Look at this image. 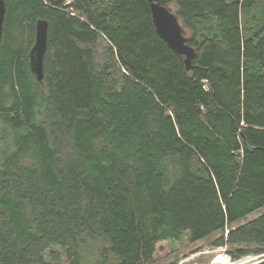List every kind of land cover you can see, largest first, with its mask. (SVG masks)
I'll list each match as a JSON object with an SVG mask.
<instances>
[{
  "label": "trees",
  "instance_id": "16d2710c",
  "mask_svg": "<svg viewBox=\"0 0 264 264\" xmlns=\"http://www.w3.org/2000/svg\"><path fill=\"white\" fill-rule=\"evenodd\" d=\"M5 1L0 264H85L87 238L96 264H153L186 233L235 261L264 255V215L235 226L264 207V27L243 22L264 0H160L190 71L148 0Z\"/></svg>",
  "mask_w": 264,
  "mask_h": 264
},
{
  "label": "rangeland",
  "instance_id": "374dc122",
  "mask_svg": "<svg viewBox=\"0 0 264 264\" xmlns=\"http://www.w3.org/2000/svg\"><path fill=\"white\" fill-rule=\"evenodd\" d=\"M173 11L175 7H170ZM249 18H254L259 21L254 25V28L264 27V1L257 2V4L250 8L247 13L243 14V22L249 20ZM186 32V31H185ZM187 33V32H186ZM1 130V125H0ZM264 215V207L250 214L248 217L244 218L235 226L243 225L247 222L255 220L256 218ZM188 233L184 234L180 241H166L158 245L153 264H167L172 260L178 258L180 264H224L223 261H217L219 257H228L231 264H241L246 263L245 260L255 256L244 257L240 260H233L228 250L226 248H212L210 247V239L201 240L196 243H191L188 240ZM97 244H94L90 238L86 239V243L83 246V255L85 259V264H96L100 259L101 248H96ZM217 261V262H216ZM260 259L251 260L253 262H258ZM67 264V263H66Z\"/></svg>",
  "mask_w": 264,
  "mask_h": 264
},
{
  "label": "water",
  "instance_id": "95a60500",
  "mask_svg": "<svg viewBox=\"0 0 264 264\" xmlns=\"http://www.w3.org/2000/svg\"><path fill=\"white\" fill-rule=\"evenodd\" d=\"M148 1L151 6L153 23L157 34L171 50L185 57L186 68L190 71L192 69V60L195 57V49L188 45L184 28L177 14L172 9L162 5L160 0ZM6 12V1L0 0V41L4 33ZM48 34V21L39 20L36 26L35 43L30 51L31 70L39 81L44 79V59L48 48ZM261 262H264V259L253 264Z\"/></svg>",
  "mask_w": 264,
  "mask_h": 264
},
{
  "label": "built area",
  "instance_id": "2783aa9c",
  "mask_svg": "<svg viewBox=\"0 0 264 264\" xmlns=\"http://www.w3.org/2000/svg\"><path fill=\"white\" fill-rule=\"evenodd\" d=\"M262 257H264V256L260 255V256H255V257H252V258H248L247 260H245L246 263H243V264H251V260H254V259H257V260L258 259H260V260L264 259ZM242 262H244V261H241L239 264H241ZM253 263H255V262H253Z\"/></svg>",
  "mask_w": 264,
  "mask_h": 264
},
{
  "label": "bare ground",
  "instance_id": "6f19581e",
  "mask_svg": "<svg viewBox=\"0 0 264 264\" xmlns=\"http://www.w3.org/2000/svg\"><path fill=\"white\" fill-rule=\"evenodd\" d=\"M217 261H223L224 264H231L230 261H229V259H228V257H226V256L219 257V258L217 259ZM217 261H216V262H217Z\"/></svg>",
  "mask_w": 264,
  "mask_h": 264
}]
</instances>
